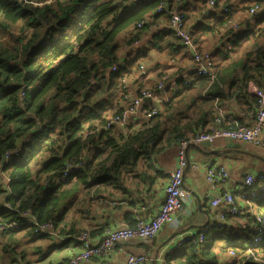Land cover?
Returning <instances> with one entry per match:
<instances>
[{
  "label": "trees",
  "instance_id": "1",
  "mask_svg": "<svg viewBox=\"0 0 264 264\" xmlns=\"http://www.w3.org/2000/svg\"><path fill=\"white\" fill-rule=\"evenodd\" d=\"M164 1L174 3L173 0ZM256 2L263 3L264 0ZM206 3V0H188L179 6L184 10L186 24L195 16L197 28L194 39L204 50L209 47L204 46L202 37L209 31L215 34L228 19H236L238 13L247 12L249 0H224L221 13L209 10ZM158 4V0L131 7L117 0H0V162L7 150L19 143L24 134L35 129V119L28 113L36 112L45 122L50 117H69L63 125L64 131H58L60 126L57 125L36 132L28 139V152L12 154L2 164L7 182L4 185L0 180V225L5 226L0 232V259L16 242V233L25 231L26 234H38L32 223L20 217V213L26 209L31 210L34 220L39 223L53 222L58 234L63 230L75 236L83 230H88L91 235L95 232L62 221L64 213L59 209V201L67 193L64 191L66 186L71 185V191H77L81 186L84 196L82 193L78 201L85 205L87 200L111 195L132 176L143 180V150L136 153L135 148L131 147L121 153V160L132 156L136 170L114 168L111 158L100 145L92 144L94 151L89 152L86 142L94 138L89 136V128L85 125L90 120H99V117L95 111L81 104V98L89 101L111 86L117 73L109 70L107 58L121 56L125 47L129 50V46L146 32L150 23L158 25L162 19H169L167 13L156 11ZM219 4L217 0V8ZM64 20H71L72 35L51 40L50 37L56 34L54 25L67 27L60 24ZM142 20L143 24L137 26ZM261 23H264V10L255 17L254 24L241 23L240 29L230 32L232 39L229 43L235 50L223 49L215 54L219 62V75L198 79L182 92H177L169 109L159 116L153 115L152 120L162 123H171L174 118L187 120L188 115L180 116V113L193 111L199 116L201 109L206 111L208 105L226 100L220 94L222 82H227L234 89L236 80L233 77L237 72L255 75L258 70L264 69V32L257 27ZM166 24L158 25L150 40L173 36V30ZM66 40L69 42L65 43ZM170 44L174 45L171 50L176 53L177 61L192 63V56L180 55L184 45L179 37ZM139 51L141 55L136 57L137 61L146 60L153 54L169 55L168 50L159 45L148 48L141 43ZM41 56L42 63L38 62ZM171 69L170 72L176 71L173 65ZM119 71L124 70L121 68ZM93 78L94 83H89ZM85 84L88 86L81 92ZM21 101L23 108L19 106ZM96 103L103 107V97ZM201 120L204 123L203 117ZM204 127H207V123H204ZM100 132L103 133L104 129L101 128ZM158 139L163 143V136ZM75 153H79L82 159L90 158L92 163L83 169L79 166L68 173L69 177H65L63 170ZM33 165L38 167L33 170ZM72 165L79 164L73 162ZM36 182L40 183L43 192L42 207L33 209V201L29 197L31 192L36 191ZM72 194L66 197H72ZM6 202L10 204L9 208L4 206ZM52 206L54 210L50 212ZM12 221L20 225L9 226ZM223 240L227 243L221 244ZM194 247L192 242L184 243L174 257L167 255V263L223 264L219 254L228 255V251L233 249L241 255L234 258L232 264H241V256L245 257L242 264H264V241L247 251V246L241 247L234 237H225L219 232L214 235L205 233L199 254L193 253ZM225 264H229V261Z\"/></svg>",
  "mask_w": 264,
  "mask_h": 264
},
{
  "label": "clouds",
  "instance_id": "2",
  "mask_svg": "<svg viewBox=\"0 0 264 264\" xmlns=\"http://www.w3.org/2000/svg\"><path fill=\"white\" fill-rule=\"evenodd\" d=\"M117 2L131 7L135 0ZM183 2L174 0L171 7L164 6L170 18L162 19L160 23L169 24L174 29L173 36L153 41L149 39L152 30L144 32L129 46L126 56L107 58L109 70L117 73L111 86L89 101L81 98V104L95 111L99 117V120H90L85 125L89 128V136L94 138L86 142L89 152L94 151L92 144L100 145L111 158L114 168L136 170L132 156L121 160V153L131 147L136 153L143 150L141 163L145 167L141 175L145 185L155 182L160 186V191L146 193L147 215L154 217L158 227L163 217V227L158 233L145 238L149 247L154 246L153 255L175 242L174 237L179 239V234L189 231L196 237L192 250L195 254L200 253L205 233L214 235L219 232L225 237H234L241 247L264 241V69L255 75L237 72L233 77L236 80L234 89L227 82H222L220 94L226 100L208 105L206 111L201 109L199 116L193 111L180 113V116L187 114V120L174 118L171 123L152 120L153 115L159 116L169 109L177 92L209 74L219 75L215 54L193 43L189 29L195 16L187 24L183 22L184 10L179 7ZM248 7L249 11L238 13L235 20L229 21L221 33L224 39L221 47L235 50L229 43L232 39L229 33L240 29L241 23L254 24L264 3L249 0ZM60 24L67 27L54 25L56 34L50 37L53 41L72 35L71 20ZM257 27L264 32V23ZM177 37L182 38L185 44L180 55L192 56V63L182 64L176 60V53L171 50L174 45L170 41ZM141 42L148 48L163 46L169 55L153 54L146 60L137 61L136 57L141 55ZM42 61L41 56L38 62ZM166 65H173L176 71H166ZM121 68L123 72L119 71ZM89 83H94V78ZM87 86L83 85L81 92ZM254 89L260 91L259 99L252 95ZM20 95L23 96L22 93ZM101 97L104 99L103 107L96 103ZM19 106L24 107L22 101ZM28 115L35 119V129L24 134L21 141L11 148L12 152H28L29 137L46 127L59 125L58 131H64L63 125L69 118L67 115L59 119L50 117L45 122L36 112ZM172 115L175 116L174 113ZM201 117L207 127H204ZM159 136H163V143ZM8 154L5 152V156ZM73 162L83 169L92 160L82 159L79 153H75L67 166L71 167ZM160 176L166 179H158ZM35 188L29 197L33 201V209L42 207L43 192L39 182L35 183ZM165 191L169 195L176 193L170 207ZM53 210L54 206L49 209L50 212ZM229 255L241 254L230 252ZM244 258L241 256V264Z\"/></svg>",
  "mask_w": 264,
  "mask_h": 264
},
{
  "label": "crops",
  "instance_id": "3",
  "mask_svg": "<svg viewBox=\"0 0 264 264\" xmlns=\"http://www.w3.org/2000/svg\"><path fill=\"white\" fill-rule=\"evenodd\" d=\"M218 1L220 3L219 9H214V11L221 13V4L224 0ZM206 8H209L208 5ZM202 20L203 18L200 19V22ZM158 25H161V23ZM192 25L195 30L197 28L196 24L193 23ZM221 30L216 31L215 34L209 31L202 37L204 46H208L209 48L207 49H212L216 55L218 54L217 51L225 49V47H221L224 43V39L220 38ZM152 32L153 30L149 39L152 37ZM121 52V56H126L128 48L125 47ZM171 68L172 65L165 66V70H170ZM151 74L149 72L148 75L151 76ZM252 95L254 94L252 93ZM158 179L166 178L160 176ZM80 188L82 189L81 186ZM152 191H160V186L155 182L145 185V182L140 180V177L132 176L122 188L115 190L111 195L87 200L82 207V203L78 201L82 191L80 194L77 190L80 197L74 194L71 198H67V203L64 204L62 209L59 208L64 213L62 221L75 223L79 229L95 230L92 238L98 240L100 235L107 229L132 225L136 222L137 217L151 218L152 216L147 215L146 211V193ZM187 233L191 234L193 232L189 231ZM181 235L179 234V238ZM15 236L16 242L8 248L7 253L3 254L0 264H59L78 248L77 236L68 233L66 230L59 234L56 229L55 234H26L25 231H20ZM0 239H2L1 236ZM173 239L174 241L177 240L175 237ZM220 243L224 244L222 241ZM182 245H175V242L169 243L164 248H161L158 254L153 255L154 246L149 247L145 242V237L137 236L120 242L106 256L87 260L82 264H128L127 256L130 254H142L152 257L151 260L147 259L143 264H164L165 261L168 262L167 255L174 257ZM219 258L220 262L225 264L229 261L230 255L220 253ZM12 260H15V262L13 263Z\"/></svg>",
  "mask_w": 264,
  "mask_h": 264
},
{
  "label": "built area",
  "instance_id": "4",
  "mask_svg": "<svg viewBox=\"0 0 264 264\" xmlns=\"http://www.w3.org/2000/svg\"><path fill=\"white\" fill-rule=\"evenodd\" d=\"M148 1H150V0H135V3L133 5L145 3ZM158 1H159V4L156 7V11L167 13V8L164 6L167 5L168 7H171L172 4L171 3L167 4L164 0H158ZM184 1H188V0H184ZM173 2H174V0H173ZM216 4H217V0H207V5L209 7L208 9L211 11L214 9H217ZM262 10H264V8H262L260 10V13L262 12ZM247 11H249V7H248ZM233 20H235V19H228L223 24L222 30H221L222 33L225 31V27L228 25L229 21H233ZM143 22H144L143 20L138 22L137 26H141L143 24ZM183 22L186 24L185 15H184ZM166 25H167V27H170L169 24H166ZM156 27L157 26H155V24L150 23L146 27V31H148L149 29L154 30ZM172 30L174 32V29H172ZM189 32H190L191 37L193 38V43H197L194 39V32L195 31H194L193 25H191ZM220 38H221V35H220ZM180 40H181V43L185 47L183 39L180 38ZM207 51L214 53V51L212 49L211 50L207 49ZM215 59H216V55H215ZM170 71H172V69H170ZM170 71L168 70V72H170ZM143 75L144 74L141 73V76H143ZM209 75H213V74H209ZM253 94L257 99H259L261 96V93L259 90L254 89ZM6 152H8L9 154L7 156H5V153H4V157H3L2 161L0 162V180L4 185L7 182V176L2 171V164L5 163L6 161H8L12 154L20 153V152H12L11 149L7 150ZM67 165H66L65 169L63 170L64 176L68 175V173H70L74 170H77L79 167V165H72L71 167H68ZM168 187H171V186L169 185ZM175 195H176L175 192H173L171 195H169L168 192L165 191V197L168 200L169 207L171 206ZM4 204H5L4 205L5 207H8V208L10 207L9 203L6 202ZM160 211L162 212L163 208H161ZM20 217H21V219L22 218L26 219L27 222L32 223L35 226V231L38 234H44V233H49V234L54 233L55 234L53 222L46 221L43 223H39L38 221H35L30 209H26V210H24V212H21ZM136 219H137L136 222L132 225L119 226L118 228L105 230L104 233H102L100 235L98 240L93 239L91 233L88 230L81 231V233L79 235H77V237H76L77 242H78L77 250L74 251L70 256L66 257L59 264H82L84 261H87V260L104 257L109 252H112L120 242H122L124 240L131 239L133 237H137V236L146 238L149 234L155 235L159 231V228L163 226V223H162L163 217H161V224L159 227H158L154 217H151V218L137 217ZM19 225H20V223L17 221H12L11 223H9V226H13V227H16ZM4 229H5V226L1 224L0 225V232H2ZM195 238L196 237H195L194 233L182 234L180 236V238L175 241V245H181V244L190 243V242L193 243V240ZM261 242L262 241H258V242H253V243L248 244L247 245V251H249V249L253 248L254 246H258L257 243H261ZM230 252L236 253V251L233 249H230L228 251V254ZM237 257H238V255H230L229 264H232L233 259L237 258ZM147 258L148 257L146 255H142V254H137V255H131L130 254L127 256V263L128 264H143L147 260ZM164 264H168V263L165 261Z\"/></svg>",
  "mask_w": 264,
  "mask_h": 264
},
{
  "label": "rangeland",
  "instance_id": "5",
  "mask_svg": "<svg viewBox=\"0 0 264 264\" xmlns=\"http://www.w3.org/2000/svg\"><path fill=\"white\" fill-rule=\"evenodd\" d=\"M38 167V165H33V170H35L36 168ZM70 188H71V185H69V186H66L65 187V189H64V191L65 192H67V193H65V196L64 197H62L61 199H60V208L62 209V207L64 206V204H66L67 202H66V200H67V197L66 196H68L70 193H73L72 194V196L74 195V194H76V195H79V197H80V194H81V191H82V193H83V195H82V197L84 196V192H83V190L80 188V187H78V192H80V194H78V192L77 191H71L70 190ZM69 193V194H68ZM81 197V198H82ZM69 198H71V197H69ZM81 202V201H80ZM82 203V202H81ZM82 207H83V205H82ZM224 244H226L227 243V241L226 240H223L222 241Z\"/></svg>",
  "mask_w": 264,
  "mask_h": 264
},
{
  "label": "bare ground",
  "instance_id": "6",
  "mask_svg": "<svg viewBox=\"0 0 264 264\" xmlns=\"http://www.w3.org/2000/svg\"><path fill=\"white\" fill-rule=\"evenodd\" d=\"M252 93H253V92H252ZM65 177H66V176H65ZM68 177H69V175H68ZM262 242H263V241H262ZM262 242H261V243H262ZM261 243H257V244H258V246H260V245H261ZM168 264H169V263H168Z\"/></svg>",
  "mask_w": 264,
  "mask_h": 264
}]
</instances>
